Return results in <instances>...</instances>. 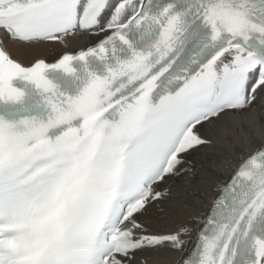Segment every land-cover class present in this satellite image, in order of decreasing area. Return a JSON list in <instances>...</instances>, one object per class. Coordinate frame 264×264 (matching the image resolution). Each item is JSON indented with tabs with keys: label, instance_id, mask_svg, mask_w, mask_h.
Masks as SVG:
<instances>
[{
	"label": "snow or ice",
	"instance_id": "1",
	"mask_svg": "<svg viewBox=\"0 0 264 264\" xmlns=\"http://www.w3.org/2000/svg\"><path fill=\"white\" fill-rule=\"evenodd\" d=\"M255 138L264 0H0V264H264ZM202 150L231 176L157 231Z\"/></svg>",
	"mask_w": 264,
	"mask_h": 264
},
{
	"label": "bare ground",
	"instance_id": "2",
	"mask_svg": "<svg viewBox=\"0 0 264 264\" xmlns=\"http://www.w3.org/2000/svg\"><path fill=\"white\" fill-rule=\"evenodd\" d=\"M86 44L87 41H79L74 45V48ZM16 51L18 58L28 60L36 55L51 58L61 49L56 48L51 54L44 48L32 49L30 52H26L24 49ZM262 143L264 141L255 138L252 147H259ZM247 151L249 149L245 150V152ZM189 159L192 160V164L188 167H191L192 171L162 185V189L168 188L171 194L168 198L160 201L157 207L151 209V219L155 225H158L157 231L164 230L163 225L169 218L189 220L191 217L186 213V208H190L197 216H206L212 200L217 195V184L226 181L232 174L231 171H221L212 164V161L219 163V153L216 151L202 150L194 153ZM234 160L239 162L238 157H234ZM193 226L196 227V225ZM196 242V234L193 233L186 245L189 252L193 250Z\"/></svg>",
	"mask_w": 264,
	"mask_h": 264
}]
</instances>
